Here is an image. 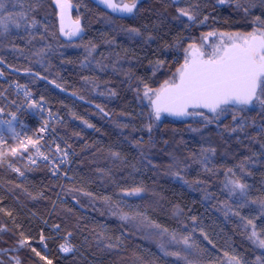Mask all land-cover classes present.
Masks as SVG:
<instances>
[{"label": "trees", "instance_id": "16d2710c", "mask_svg": "<svg viewBox=\"0 0 264 264\" xmlns=\"http://www.w3.org/2000/svg\"><path fill=\"white\" fill-rule=\"evenodd\" d=\"M57 1L2 2L0 107L40 123L11 83L34 92L73 160L65 179L0 162V264H264V111L176 122L144 98L204 33L264 28V0H142L128 17L67 0L72 35Z\"/></svg>", "mask_w": 264, "mask_h": 264}, {"label": "snow or ice", "instance_id": "6c2138e0", "mask_svg": "<svg viewBox=\"0 0 264 264\" xmlns=\"http://www.w3.org/2000/svg\"><path fill=\"white\" fill-rule=\"evenodd\" d=\"M102 2L114 10H121L120 6L112 3L111 0H102ZM220 2L223 3L224 0H220ZM135 6V3L125 4L122 10L131 12ZM4 7V4L0 2V9ZM180 11L185 16L189 15L184 9H180ZM3 19L12 20V14ZM4 26L6 28L7 24L5 23ZM76 30H79L78 27ZM72 34L74 33H65V35ZM209 35H214V33ZM228 35L240 38L242 43H233L223 49L217 48L207 60L196 58L191 61L185 60L182 68L178 70L179 82L169 85L166 81L165 88L155 93L156 98L152 105L157 119H159L161 112L179 116L191 115L192 113L188 112L189 106L194 108L203 107L211 112H216L221 108V105L229 103L249 105L253 102L256 97L257 82L261 77H264V32H261L259 36L254 33H249L247 36H241L238 33ZM149 91L151 90L149 89ZM145 95H147V92ZM261 103L264 104V101H261ZM7 123L9 129L14 133L11 122ZM235 130L234 128L231 129V131ZM41 131H44V129L42 128ZM2 139L3 136L0 135V140ZM29 143L35 146L36 142L29 138ZM21 145L23 149L28 147L23 141H21ZM18 151L19 149L13 148L12 155H17ZM208 151H214V149ZM16 171L19 172V169H16ZM233 183V191H235V188L243 190L247 187L244 184ZM133 191L139 192L141 189ZM249 223L252 222L249 221ZM252 236L255 237L256 233L253 232ZM187 242V238H185L184 243L187 244ZM259 243L264 247V240H260ZM61 248L64 252L72 250L71 247L65 245H61ZM169 254L179 255V253ZM48 264H51V261Z\"/></svg>", "mask_w": 264, "mask_h": 264}, {"label": "built area", "instance_id": "2783aa9c", "mask_svg": "<svg viewBox=\"0 0 264 264\" xmlns=\"http://www.w3.org/2000/svg\"><path fill=\"white\" fill-rule=\"evenodd\" d=\"M13 86L17 90L16 92L23 96L25 101L41 115L42 121L33 125L29 120L25 121L23 114H5L0 107V135L3 136V139L0 140V162H4L21 175L23 172L13 165L11 159L20 156L31 166L37 167L41 164H47L55 176L64 179L70 178L68 170L73 160L72 151L61 146L53 134V126L60 120L59 115L53 112L42 98L37 97L35 93L27 90L23 85L14 83ZM9 121L15 134L9 129L7 123ZM42 128L44 131H41ZM29 138L36 142L35 146L29 143ZM21 141L28 145L27 149H23ZM13 148L19 149L17 155H12ZM16 169H19V172ZM22 241L23 243H21ZM22 241L20 246L28 243L26 239Z\"/></svg>", "mask_w": 264, "mask_h": 264}, {"label": "rangeland", "instance_id": "374dc122", "mask_svg": "<svg viewBox=\"0 0 264 264\" xmlns=\"http://www.w3.org/2000/svg\"><path fill=\"white\" fill-rule=\"evenodd\" d=\"M0 2H3V0H0ZM57 6H58V11H59L60 22L63 23V26H61V27H62L64 33H72V29L71 28L73 27V29H74L75 26H78V28L81 30V26H80L78 18H75V17L72 16V9H71L72 7L68 3V1L67 0H58L57 1ZM2 11H3V9H0V31L5 27L4 25L6 23V20H4L3 18L7 17V14H3ZM188 18L190 20H192L191 19L192 16H188ZM68 22H69V24H68ZM261 32H264V28H254V29H252L251 31H248V32H244V31H241V30H229V31L212 30V31H209L207 33H204L200 37V40L198 42H194V43L188 44L185 47V49H184V61L172 73V75L169 78H167L162 83L161 86H159V87H157L155 89H150L151 91H149V89H148L146 91L147 95H145L146 92L144 93L145 101L149 105V103H148L149 99L152 96H154L155 93H157L158 91H160L162 89V87L165 85L166 81L168 82V84H172V83L176 82V80L179 77V71L178 70H180L181 67L184 65L185 60H188V56H187L186 51H187V49L190 46H192V45L196 46L199 50H201L203 52L204 58H209V57L212 56L213 52L217 48L223 49L226 45H228L231 42L237 43L239 41H242L240 38L235 37V36H230L228 34H237L238 33L241 36H247L249 33L257 34V33H261ZM210 33H214V35H209ZM222 34H225V35H222ZM2 64H4V63L0 59V76L3 75L2 71H1V65ZM14 83L15 82L11 83L12 87H13ZM261 101H264V79L261 81V83L259 85L257 99H256L254 105L252 106V109H254L255 111H258V112L264 111V104H262ZM29 107L31 108V110L33 112H37L31 105H29ZM231 108L232 107H230V106L224 107V108L219 109L216 113H213V114H210V113H207V112H202L201 110H194L192 112L195 115L199 114L200 112H202V115L201 116H197L196 115L194 118H192V120H197L199 122H209V121H212V120H218L219 118H222L223 116L229 115L230 113H233V114L238 113V110L231 109ZM244 108L245 107H243L242 110ZM8 113L16 114V115L22 114L21 112H19V113L5 112V114H8ZM23 116L25 117V121L29 120L31 122V118L30 117H27L25 115H23ZM37 117L40 120L42 119L41 116H39V114H38ZM18 118H19V116H18ZM37 124H39V123H37ZM37 124H35V125H37ZM123 194L125 196H127V197H136V196L141 195L142 191L134 192L133 190H129V191L124 192ZM43 239H44V237H43ZM43 239H40L42 245H44ZM25 245H27V243L22 244L21 247H23ZM62 245L69 246V247H71L72 250L74 249L68 240H65V242ZM44 247H45V245H44ZM61 250H62V248H61ZM71 251H69V252H71ZM62 252H64V251L62 250ZM65 253H68V252H65Z\"/></svg>", "mask_w": 264, "mask_h": 264}, {"label": "water", "instance_id": "95a60500", "mask_svg": "<svg viewBox=\"0 0 264 264\" xmlns=\"http://www.w3.org/2000/svg\"><path fill=\"white\" fill-rule=\"evenodd\" d=\"M91 2H93L94 4L98 5L99 7H101L102 9H104L105 11L109 12V13H112V14H115L116 16L118 17H128V16H131L137 9L138 5L140 4V2L142 0H111L112 3H115L117 5L120 6V9L121 10H114L112 8H110L107 4H105L104 2H102V0H90ZM135 3V8H133V10L131 12H128V11H124L122 10L123 9V6L125 4L127 5H131ZM257 36L260 35V33H257L256 34ZM235 42H231L229 43L228 45L226 46H230L231 44H233ZM187 56H188V61H191L193 58H196V59H204V60H207L208 58H204V54L201 50H199L196 46L192 45L190 46L187 51ZM201 54H203L201 56ZM182 68V67H181ZM264 77H261L260 80L257 82V89H256V97L253 99V102L249 105H241V104H235V103H229L227 105H221V108H224V107H245V108H252V106L254 105L256 99H257V95H258V90H259V85L261 83V80L263 79ZM179 82V77L178 79L176 80V82L174 83H178ZM173 84V83H172ZM171 85V84H169ZM165 88V85L162 87V89ZM161 89V90H162ZM156 96H152L148 103H149V106H150V109H151V113L153 114V116L155 117V114H154V109H153V105H152V102L155 100ZM220 108V109H221ZM194 110H201L202 112H207V113H210V114H213V113H216V112H211L209 109L207 108H203V107H192V106H189L188 108V112L189 113H192L191 115H183V116H179V115H174L172 113H168V112H161L160 114V117L158 120H163V119H169V120H172V121H176V122H184L186 120H189L191 118H194L196 115L197 116H201L202 115V112H200L199 114H194L192 111ZM156 118V117H155Z\"/></svg>", "mask_w": 264, "mask_h": 264}, {"label": "flooded vegetation", "instance_id": "af4514ba", "mask_svg": "<svg viewBox=\"0 0 264 264\" xmlns=\"http://www.w3.org/2000/svg\"><path fill=\"white\" fill-rule=\"evenodd\" d=\"M68 24H69V22H68ZM75 27H76V28H74V29H73V27L71 28V29H72V32L75 31V30L77 29L78 26H75ZM239 43H242V41L237 42V44H239ZM263 79H264V78H263ZM263 79H262V80H263ZM262 80H261V81H262Z\"/></svg>", "mask_w": 264, "mask_h": 264}]
</instances>
